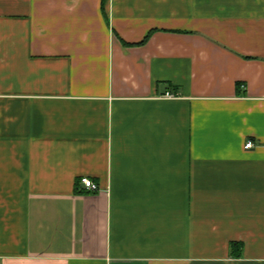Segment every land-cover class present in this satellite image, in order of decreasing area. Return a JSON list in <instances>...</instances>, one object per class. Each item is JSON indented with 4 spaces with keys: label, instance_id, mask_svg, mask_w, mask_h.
Returning a JSON list of instances; mask_svg holds the SVG:
<instances>
[{
    "label": "crops",
    "instance_id": "crops-1",
    "mask_svg": "<svg viewBox=\"0 0 264 264\" xmlns=\"http://www.w3.org/2000/svg\"><path fill=\"white\" fill-rule=\"evenodd\" d=\"M0 264H264V0H0Z\"/></svg>",
    "mask_w": 264,
    "mask_h": 264
},
{
    "label": "built area",
    "instance_id": "built-area-1",
    "mask_svg": "<svg viewBox=\"0 0 264 264\" xmlns=\"http://www.w3.org/2000/svg\"><path fill=\"white\" fill-rule=\"evenodd\" d=\"M253 145H254L253 141L248 140L245 146L247 148H250L253 147ZM81 183L83 184L84 188L88 191H97L99 189L98 185L87 177L82 178Z\"/></svg>",
    "mask_w": 264,
    "mask_h": 264
},
{
    "label": "trees",
    "instance_id": "trees-1",
    "mask_svg": "<svg viewBox=\"0 0 264 264\" xmlns=\"http://www.w3.org/2000/svg\"><path fill=\"white\" fill-rule=\"evenodd\" d=\"M79 191L81 192L82 190H78V189H77V192H79ZM83 191H86V190H83ZM234 247H235L236 250L239 251L240 248H241V245H240V243H233V248H234ZM235 252H236V251H235ZM237 254H239V252H237Z\"/></svg>",
    "mask_w": 264,
    "mask_h": 264
}]
</instances>
